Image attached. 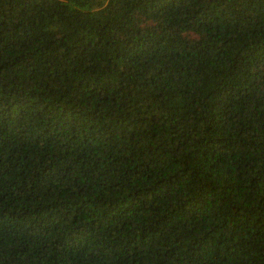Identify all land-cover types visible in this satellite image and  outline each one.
<instances>
[{"label": "trees", "instance_id": "1", "mask_svg": "<svg viewBox=\"0 0 264 264\" xmlns=\"http://www.w3.org/2000/svg\"><path fill=\"white\" fill-rule=\"evenodd\" d=\"M0 264H264V0H0Z\"/></svg>", "mask_w": 264, "mask_h": 264}]
</instances>
